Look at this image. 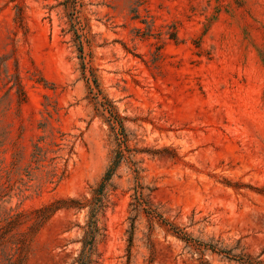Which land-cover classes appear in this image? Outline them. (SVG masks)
<instances>
[{
    "label": "rangeland",
    "instance_id": "rangeland-1",
    "mask_svg": "<svg viewBox=\"0 0 264 264\" xmlns=\"http://www.w3.org/2000/svg\"><path fill=\"white\" fill-rule=\"evenodd\" d=\"M117 150L91 245L87 209L7 228L4 211L90 199ZM14 160L0 264L13 239L19 264H264V0H0V168Z\"/></svg>",
    "mask_w": 264,
    "mask_h": 264
},
{
    "label": "trees",
    "instance_id": "trees-1",
    "mask_svg": "<svg viewBox=\"0 0 264 264\" xmlns=\"http://www.w3.org/2000/svg\"><path fill=\"white\" fill-rule=\"evenodd\" d=\"M22 13L21 10L17 9L16 19L18 21H22ZM103 110L108 113L107 121L110 125V128L114 131L116 128L118 130L123 129V118H121L115 111V107L113 104L106 100V103H103ZM47 150L38 145H34V150L31 155V163L35 166V168H39L42 166V162L46 159ZM122 159V151L117 150L116 155L113 158L111 164L107 167L106 171L104 172L103 176L98 183V186L95 190H93L90 199H86L81 201L76 198H61L54 200L40 208L31 210L29 212H17L12 214V210L7 212H3V221L6 222L7 228H10L12 225L19 223L24 218H29L33 220L32 226L33 228L39 226L44 220L50 216L51 214L63 210H76L80 211L83 209H87V216L88 221L85 225V230L83 234V239L81 241L82 246L91 245L92 241L94 240L95 236L99 234V228L97 226V219L96 216L99 213H102L105 205L103 204V191L107 186L108 181L110 180L112 174L114 173L118 162ZM17 167V161H13L11 164L10 169H3L0 168V176L4 173L3 177L5 181L9 182L12 179L13 170ZM50 177L53 178L56 173L52 171ZM135 202L134 211L137 210V207L141 206L144 202L141 198L140 192H135ZM145 211L149 215V217H154L155 211L149 207L145 208ZM12 245L7 252H2V262L3 264H19L22 256V250L24 245V239H13L9 242ZM228 255V254H227ZM229 259H233L237 261L239 264H261L260 261L252 259L248 255H230L228 256Z\"/></svg>",
    "mask_w": 264,
    "mask_h": 264
}]
</instances>
